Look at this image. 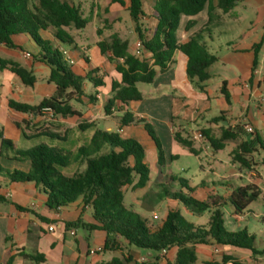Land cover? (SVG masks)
<instances>
[{"label": "trees", "instance_id": "1", "mask_svg": "<svg viewBox=\"0 0 264 264\" xmlns=\"http://www.w3.org/2000/svg\"><path fill=\"white\" fill-rule=\"evenodd\" d=\"M240 1L217 0L214 5V0H157L147 13L143 0H112V3L129 12L141 45V54L130 52L129 40L123 39L118 33H112L110 39L101 38L97 42L101 54L109 55V60L115 62V70L120 75L119 80L111 81V96L105 102V113L118 119L120 129L132 125L145 128L157 148L160 173L164 172L166 165L165 152L157 132L146 118L134 115L129 109L121 115H115V111H121L119 104L128 106L131 102L143 100L138 84H152L158 73L168 71L176 51L188 57L187 76L197 89L205 92L206 83L212 77L210 67L219 59L217 54L210 51L205 34L210 30L215 10L227 13ZM206 7L209 16L207 24L186 41L178 42L177 30L182 16H196ZM105 10L108 11V8ZM144 17L156 24L153 27L146 25ZM88 23L81 6L71 0H38V3L32 0H0V43L14 48L15 36L28 35L39 48L34 58L49 67L48 82L55 86V93L38 105L10 99L8 104L12 110L42 116L43 108H51L54 118H64L78 114L71 104L73 100L80 101L83 96L91 102L97 100L95 94L85 93L84 85L88 82L95 88L105 86L104 78L98 75L99 69L88 70L78 65L59 47L62 44L76 47L73 35L66 28L82 30ZM105 23L110 27L107 19ZM190 25L192 21L188 22L187 28ZM104 31V28L98 27L97 34L102 36ZM261 47V42L254 46L253 70L258 65ZM84 61L90 62L88 57H84ZM5 69L15 73L24 85L33 86L36 82L32 70L17 61L0 57V71ZM221 93L230 103L231 95L226 81L221 86ZM223 114L221 112L211 123L225 120ZM95 126L87 121L79 124L81 130L93 129V134L89 143L80 147L75 154L72 150L45 144L18 150L10 139L1 135L2 151H12L18 158L28 159L30 169L7 171L0 164V173H6L12 182H34L45 193L46 206L50 209L66 207L82 198L84 207L91 209L97 223L90 224L79 219L68 223V227L101 230L106 233L105 250L120 251L122 254V257L115 256L98 264H159L157 254L173 248L176 249L174 264H195L196 247L207 244L231 246L250 251L253 255L264 253V250L255 247L256 239L247 229L233 232L224 226L225 208L229 206L235 215H244L250 204L259 199L261 190L258 187L249 184L237 186L227 196L216 193L201 200L194 195L195 188L188 185V180L171 174L164 183L171 185L172 182H179L178 189H165L159 195L162 200L170 198L177 204L168 207L162 222L150 223L125 201L126 187L144 189L150 183L151 165L146 148L128 134ZM39 131V135L57 137L45 133L46 129ZM201 133L215 151L223 150L229 141L239 136V131L231 127L223 128L220 136L213 135L211 128H203ZM250 135L251 138L240 142L232 151L233 163L245 168H251L255 163V151L264 150V139L256 133ZM174 140L190 153L196 156L200 154L191 134H184L183 130L177 129L174 131ZM171 158L175 159V155ZM73 164L85 165V168L72 175L65 174L63 170ZM183 208L194 215L208 213V221L204 224L194 223L183 214ZM126 249L128 252H125ZM133 249L145 250L153 255L149 261L138 263V257L131 253ZM22 256L28 260H45L43 254L22 252ZM12 261L10 258L6 264H12ZM227 262L244 264L227 254L223 255L221 262L207 261L205 264Z\"/></svg>", "mask_w": 264, "mask_h": 264}, {"label": "crops", "instance_id": "2", "mask_svg": "<svg viewBox=\"0 0 264 264\" xmlns=\"http://www.w3.org/2000/svg\"><path fill=\"white\" fill-rule=\"evenodd\" d=\"M156 1L143 0L145 12L149 13ZM216 4L217 0H214V5ZM91 6L93 7L95 18L100 17V11L111 14L125 10L120 5L112 3V0H93ZM106 8H108V11L105 10ZM106 19L107 17L104 18V21ZM208 20L207 7L196 16H182L177 30L178 42L186 41L191 35L203 28ZM189 21H192V25L187 28ZM144 23L150 27L156 24L155 21L148 17H144ZM98 27L99 25L96 23V35ZM209 28V32L205 34V40L210 51L217 54L219 59L210 67L212 77L206 83L205 92L197 89L187 76L188 57L182 52L176 51L169 70L164 73H158L154 83L151 84L152 92L144 93L141 91L143 100L131 102L128 106L119 104L121 111L115 113V115H121L125 110L129 109L130 105L139 103L140 109L135 110L133 112L134 115L144 118L147 114L153 116L159 129L164 130L174 140L175 130L181 129L186 134L184 127L178 126L176 123L181 116L175 115L173 111L176 103L175 96L180 94L185 106H189L193 101L199 104L203 100H217L215 104L204 108L205 112L211 114V117L205 121L206 125L202 129L211 128L213 135L220 136L221 133L217 134L216 130L221 132L223 128L231 127L239 131L237 139L242 142L249 139L246 137L247 134H250L245 127L247 125L252 126L253 133L259 134V131L264 129V0H242L237 2L236 6L227 13L222 12L220 9L215 10ZM112 33L109 32L110 35ZM119 35L123 39H127L122 34ZM97 36L96 43L86 45V47L89 46V49L82 52V54L81 51L86 49V47L79 46L76 41L77 46H73L75 50L73 52L62 46L59 47L61 50L67 51L68 58L78 65L84 66L88 70L99 69L98 75L104 78L105 86L95 88L91 83L87 82L84 88L87 95H96L97 104L100 105L102 99L106 101L111 96V81L113 79L119 80L120 75L115 70V62L109 60V55L101 54L97 45L101 36ZM221 36L225 38L224 42ZM260 42L262 47L259 52V62L256 69L253 70L254 46ZM14 43L16 44L14 48L0 43V57L17 61L22 66L32 70L36 77V82L33 86H27L10 70L0 71V154L2 153L0 159L3 158L1 135L5 137L6 127L14 137V140L10 137L6 138L10 139L18 150L29 149L19 147L21 142L19 135H22L24 139H30L34 136H40L39 130L46 129L45 133L54 134L63 141H70L72 136H77V130L80 129L79 124L83 121L94 123L96 124L95 128L108 131L114 130L110 125V122H114L118 129L117 131L134 138L140 134L144 136L147 133L142 125H132L120 129L117 118L108 116L105 112L103 114V111H105L104 104V110L102 112L99 110L96 115L92 111L94 102L91 101L90 107L82 111L74 102H84V98L89 99L85 96L80 101L73 100L71 102L78 114L64 118L55 117L50 120L44 115L33 117L31 114H22L12 110L8 104L10 99L30 105H38L44 98L50 97L55 93V86L48 82L49 67L34 58V55L39 51L35 42L28 35H18L14 37ZM138 44L139 39L137 36V40L133 43L134 49H131V43L129 44L130 52L135 53L138 50ZM56 45L59 44L56 43ZM27 53H30L31 56L28 57ZM84 57H88L90 62L86 63ZM110 68H113L111 74L107 73V69ZM224 81H226L227 89L231 95L230 103L226 101L221 93V86ZM211 87H213V91ZM147 104L153 105V108L147 107L146 109ZM196 111L197 117L205 120L200 112V107L197 106ZM221 112H224L223 118L225 120L211 123V120ZM134 129L139 133H135ZM91 130L90 137H86V139H89L88 142L93 134V129ZM198 132H201V130ZM85 144L76 143L74 145L76 147H73L72 151H78ZM58 147L67 149L63 146ZM204 149L207 154H213L207 148L204 147ZM7 153H9V157L4 158L9 161L8 167H4L7 171L15 169L28 171L30 169V161L28 159H20L12 151H7ZM175 158H177V155H175ZM84 168L85 165H77V168L72 169L70 175L78 170H84ZM167 176L164 177V180ZM156 178L158 179L156 181L158 186L164 183L161 177L158 176ZM153 181L151 177L148 187L151 186ZM212 181L218 182L221 180ZM227 181L222 185H217L218 188L215 187L213 192L205 191V198L200 196L203 188L195 190L194 195L201 200H205L216 193L227 196L232 188L243 186L231 182V180ZM203 184L207 185L208 183L204 182ZM131 187L133 188V186ZM209 188L206 187L205 189ZM158 197L160 198V195ZM46 200L45 193L34 182H12L6 173H0V264H6L10 258L13 259L12 264H98L103 261H109L115 256L122 257L120 251L105 250V232L98 229L87 230L84 227H68V223L79 219L90 224L97 223L93 218L91 209L87 206L84 207L82 198L57 210L46 206ZM155 201L158 203L168 202L169 205L175 203V206L177 204L170 198L163 200L160 198L159 201L156 199ZM126 204L134 208V205L127 202ZM226 212L231 213L236 221H240L244 217V215H235L229 206L225 208ZM51 225L54 226L53 230L49 229ZM80 230H82V234H80ZM73 231L75 234L71 233ZM216 249L218 251H215ZM196 251L197 261L195 264H205L207 261L221 262L224 254L232 255L244 264H259V258L250 251L236 249L231 246L198 245ZM22 252L34 255L43 254L45 260L25 259L22 256ZM108 252H113V254L107 257ZM125 252H128V249ZM131 253L138 257V263L149 261V257L153 255L151 252L144 251L142 253L136 249L131 250ZM157 255L160 258L159 264H174L176 249L173 248ZM217 255H220V257ZM143 258L144 261H142ZM224 264L233 263L227 262Z\"/></svg>", "mask_w": 264, "mask_h": 264}, {"label": "rangeland", "instance_id": "3", "mask_svg": "<svg viewBox=\"0 0 264 264\" xmlns=\"http://www.w3.org/2000/svg\"><path fill=\"white\" fill-rule=\"evenodd\" d=\"M32 1L38 3V0ZM71 1L76 5L81 6L84 17L89 20V23L87 24L85 29L78 30L75 27L66 28L73 35L75 41L79 46L86 47V45H93L96 43L98 34L96 35L95 33V26L97 23L99 27H102L105 30V33L100 38L104 37L110 39L111 35L109 34V32L122 34L124 38H127L130 41L131 49H134L133 43L137 40V34L134 31V22L129 12L121 10L109 14L107 12L100 11V17L95 18L93 7L91 6L93 0ZM117 10L119 9L117 8ZM105 17H107V20L109 21V23H111L110 27L106 25L104 21ZM221 38L224 42L225 38L223 36H221ZM61 46L68 51H75L73 46H69L67 44H62ZM87 49H89V46L86 47V49L82 50L81 54ZM135 53H137V51ZM112 71L113 68L107 69V73L111 74ZM138 87L144 93L152 92L151 84L139 83ZM211 90L213 91V87H211ZM84 100L86 102H74V104L82 111H85L90 107V100L87 98H84ZM105 102L106 101L104 99H102L100 105L97 104L98 101L94 102V107H92L94 115H96L99 110L100 112L104 110L103 104L105 105ZM175 102L176 103L173 109L174 114L181 116L176 123L178 124V126L180 125L181 127H184L186 133L191 134L194 138L195 134L199 130H201L203 126L206 125L205 121L211 117V114L205 112L204 108L208 105L215 104L217 100H203L199 104H196L193 101L189 104V106H185L180 94H176ZM197 106L200 107V112L205 120H203L201 117H197ZM147 107L153 108V105L147 104L146 109ZM137 109H140L139 103H135L134 105L129 106V110L132 112ZM104 112L105 111H103V114ZM115 113H118V111H115ZM147 115L145 116L146 120L157 132L163 145L166 168L163 173H160V170L158 169V151L155 143L150 138V136L147 133H145L144 136L141 134L138 135L136 139L139 140L146 148L147 159L151 165V177L154 181L152 182L150 187L144 190H134L131 186L126 188V202L128 204L134 205V208L137 211L141 212L150 223L159 224L164 219L168 207L175 206V203H172L171 205H169L168 202L158 203L155 201V199L159 201L160 198L158 197V195L161 192L164 193L165 189L177 190L179 187V182H172L171 185L162 183L160 186H158L156 184V181L158 180L156 177L158 176L163 180L165 176L171 174L182 177L183 179L188 180V185L192 188H195V190L203 188V192L200 195L202 198L206 197L205 191L208 190L209 192H213L215 190V187L218 188L217 185H222L223 182H228L227 180H231V182L243 186L248 184L255 185L261 190L259 199L250 204L247 211L244 213L243 219L240 221L234 220L231 213L226 212L224 216V226L228 231L233 232L247 229V231L256 239L255 247L258 250H264V150L261 149L260 151H255L253 153L255 163L251 165V168H245L241 167L240 165L234 164L232 161V151L238 146L241 141L240 139L229 141L226 148L217 152L209 145L205 137H202L199 139L194 138L195 147L200 149V156H196L190 153L185 146L174 141L172 137H169L164 130H160L156 125L153 116ZM110 125L114 128V130H118L114 122H110ZM134 130L135 133H139L136 129ZM215 132L217 134L221 133L220 130H216ZM27 133L33 134L30 132ZM91 133V129H78L77 136H72L70 141H63L57 137H52L50 135L34 136L30 139H24L22 135H19L21 140V142L19 143V147L32 148L39 144H45L52 147L63 146L69 150H72L73 147H76L74 145H76V143L78 142L87 144L89 139H86V137H90ZM259 135L264 139V129L259 131ZM5 137H10L14 140V137L9 133L7 127L5 130ZM246 137L251 138V135L247 134ZM204 147L207 148V150L211 151L213 154H207V151L204 149ZM77 152L78 151H74L73 153L75 154ZM171 155H177V158L171 159ZM6 157H9V153L4 151L3 158L0 159V164L3 167H8L9 165V161L7 159H4ZM73 168H77V165H71L65 168L63 172L67 175H70ZM218 179L221 181H212ZM204 182L208 184L204 185ZM206 187L210 188L205 189ZM183 214L196 224L206 223L209 217L208 213L202 215H192L188 213V211L184 208ZM80 234H82V230H80ZM139 251L143 253L145 250ZM111 254H113V252H108L107 257H110ZM217 256L220 257V255ZM256 256L259 258V264H264V253L258 254Z\"/></svg>", "mask_w": 264, "mask_h": 264}, {"label": "built area", "instance_id": "4", "mask_svg": "<svg viewBox=\"0 0 264 264\" xmlns=\"http://www.w3.org/2000/svg\"><path fill=\"white\" fill-rule=\"evenodd\" d=\"M64 54H65L67 57H69L67 51H64ZM137 54H141V45H140V42H139V44H138ZM26 55H27L28 57L31 56L30 53H27ZM69 59H70V58H69ZM70 60L73 61L72 59H70ZM42 114H43L45 117L47 116L48 119H50V120H53V119H54L53 111H52L51 108H43V109H42ZM31 115L34 117L33 114H31ZM245 127H246V129H247L248 132H250V133H253V132H254L252 126H248V125H247V126H245ZM202 137H203V135H202L201 132L196 133L195 136H194V138H198V139H199V138H202ZM49 229H50V230H53V229H54V226H53V225L49 226ZM71 233H72V234H75L74 231L71 232ZM215 251H218V250L216 249ZM142 261H144V258L142 259Z\"/></svg>", "mask_w": 264, "mask_h": 264}]
</instances>
